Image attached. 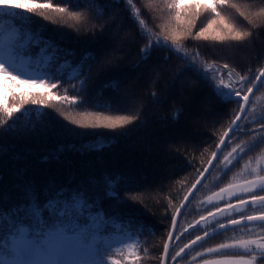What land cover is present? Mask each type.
Here are the masks:
<instances>
[{"label": "trees", "instance_id": "trees-1", "mask_svg": "<svg viewBox=\"0 0 264 264\" xmlns=\"http://www.w3.org/2000/svg\"><path fill=\"white\" fill-rule=\"evenodd\" d=\"M45 3L46 0H39ZM53 5L67 7L69 11L81 13L80 19H71L67 15L53 10H44V15L31 14L30 29H22L41 41L51 40L61 50V60L66 58L72 68L62 70L64 79L57 89L50 91L57 96H78L82 99L79 106L67 102L51 101L44 108L51 118L48 129L36 130L29 135L6 133L0 135V210L8 211L21 203H32L28 195L14 186L31 182L38 207L54 197L57 189L64 187L62 197L73 203V191L79 192L81 186L86 189L85 199L95 200L97 195L105 196L102 174L111 177L119 175V187L116 189L126 203H117L115 198H103L100 206L105 212L103 220H92L85 210L83 216L74 217L84 244L93 242L97 249L105 250L107 264H160L163 245L177 206L187 190L207 163L219 142L220 135L229 126L239 110L236 101L218 99L207 83L191 73L176 77L174 73L187 63L173 48L155 47L151 56L144 60L139 49L164 37L173 30L186 31L187 23L181 26L175 20V13L166 7L165 0H133V6L139 10L137 20L145 21L144 30L131 19L134 15L127 0H50ZM251 19L252 23L239 17L231 8L219 10L237 30H247L250 35L242 41H213L211 39H182L183 49L190 52L188 60L197 53L198 68L210 66L208 76L217 75L224 64L236 78L245 76L254 80L264 65V0H236ZM98 6H103L104 19H99ZM211 18L203 13L193 28V35ZM112 21L111 25L108 24ZM55 21V22H53ZM5 24L11 23L5 21ZM255 25V27H254ZM105 27L101 34L99 29ZM21 28V25H16ZM4 28L0 25V35ZM142 32V35L136 33ZM43 43L32 45L29 51L31 67L41 53ZM63 50L74 53L67 56ZM85 54L88 60L81 68L78 62ZM61 60L56 61L57 64ZM29 63V62H28ZM71 74V75H69ZM71 76H75L72 79ZM115 81L118 90L107 87L106 83ZM15 89L10 92L4 103L12 107L19 102L21 92H43L46 86L29 87L7 80ZM55 79L49 83H56ZM83 82V88H81ZM263 83L257 93L263 89ZM75 86V87H74ZM247 90V83L242 84ZM15 94V100L12 99ZM255 94V95H256ZM49 99L46 94L44 97ZM40 106L25 105L31 110L33 121ZM103 113L110 117L133 116L129 124L117 129L82 128L72 124L71 116L81 118V113ZM63 113L64 115H61ZM4 114L0 112V116ZM19 113L14 116H19ZM71 129V131H69ZM243 136V135H242ZM248 136V135H245ZM111 139L113 143L102 151H80L69 148L75 145H91L98 140ZM64 145L59 160L42 158ZM264 149V143L258 140L245 157H251ZM20 158H15V154ZM22 173L18 179L16 172ZM95 177L101 183L89 184L88 178ZM54 182L55 187H49ZM97 209H92L95 213ZM25 214L22 213L21 216ZM44 218L49 219L45 209ZM16 228L28 227L30 238L34 235L33 221L14 217ZM115 232H129L132 247L121 246L118 249L107 247L102 237ZM15 228L7 220L0 226V250L9 257V246ZM18 235V233H16ZM131 253V254H130ZM98 259L94 255L95 260Z\"/></svg>", "mask_w": 264, "mask_h": 264}, {"label": "snow or ice", "instance_id": "snow-or-ice-1", "mask_svg": "<svg viewBox=\"0 0 264 264\" xmlns=\"http://www.w3.org/2000/svg\"><path fill=\"white\" fill-rule=\"evenodd\" d=\"M149 3L152 0H148ZM166 7L169 10L174 11L175 20L183 26L187 23L188 27L186 31L173 30L170 35H166L164 43H161L159 37L155 41L150 40L147 45L139 49L141 58L147 60L152 53L153 45L155 47H169L168 41H171V51L173 48L181 59L187 60V63L178 68L174 73V76L179 77L186 73L195 75L198 79L205 81L213 93L218 99L224 101H231L234 97L241 98L236 102L239 104L240 112L235 114L231 124L228 128H225L224 132L219 137V142L216 144V151H213L208 159L207 165L204 167V171L200 172L196 179V182L192 184L188 189V193L185 194L184 199L181 201V206L176 209V213L172 215V228L168 231V240L164 242V257L169 254L170 242L172 237L176 235L175 228L178 224V215L182 212V208L186 201L189 200L193 193V190L197 188V185L201 183V179L205 177V174L209 171V167L213 165L214 161L220 159V152L222 147L225 146L228 141L230 133L239 127V121L241 120V113L246 112V105L250 103V93H253L256 86L260 83H264V68H261L259 74L255 76L254 80H250L245 76H240L239 80L241 84L247 83V91L243 93L241 90H234L232 88V81L228 82L222 76L213 75L208 76L210 66L204 68H198L196 61L199 57V53L193 55L188 60L189 53L184 51L180 41L182 39H211L213 41H242L250 35L247 30H237L234 22H230L229 19L222 14L220 8H231L239 17H243L249 23H252L249 16L241 10V6L236 0H165ZM127 5L132 6L134 15L131 17L137 26L144 30L145 21L143 19L137 20L140 15L139 10L133 6V0H127ZM44 10H53L63 17L79 20L81 13L75 11H69L67 7H61L53 5L50 0H46L45 3H40L39 0H0V25L3 26L4 32L0 35V75H3L5 80L15 81L18 84L28 85L30 88L39 86H46L43 92H21L18 103H15L12 107H9L7 103L0 102V112L4 115L0 116V135L6 133H12L15 135H29L36 130L37 124L40 125L41 131L49 128L51 124V118L49 114L44 111V108L50 106L51 101L67 102L69 105L79 106L82 103V99L78 96L68 95H54L50 90L57 89L60 81L64 79L62 70L65 68H72L71 62L64 58H60V49L54 45L51 40L41 41L39 36L22 31V29H30L32 15L38 14L43 16L44 20H51L52 17L44 15ZM100 12L99 19H104L103 6H98ZM264 11V9H262ZM203 13H210L211 18L207 19L205 26L201 27L199 31H196L193 35V28L196 27L198 19ZM5 21L11 23L5 24ZM55 22V21H53ZM112 21L108 22L111 25ZM16 25H21V28H17ZM255 27V25H254ZM105 30L104 26L99 29L103 34ZM142 32L136 33V35H142ZM43 43V47L40 48V57L36 61V66L32 68V73L29 75L25 69L31 67L30 61L32 59L29 54L32 45ZM67 56H73L74 53L69 50H63ZM93 57L90 54H85L78 62V66L81 68L83 65ZM29 63L26 64L25 61ZM61 60L59 64L56 61ZM229 65L224 64L223 69H228ZM71 75V74H69ZM229 77L232 76L231 72H228ZM21 76H27V78L21 79ZM75 79V76H71ZM55 79L56 83H49V81ZM75 87V86H74ZM105 88L111 87L118 90V85L115 81L106 83ZM81 88H83V82H81ZM48 95L49 99L44 97ZM12 99L15 100V94ZM242 101V102H241ZM40 106L36 111L35 122L31 116V110L26 109L25 105ZM19 113V116L14 114ZM61 115H64L61 113ZM65 119H70L72 124H77L82 128H106L117 129L129 124L135 119L133 116H117L110 117L103 113H81V118L76 119L71 116H65ZM246 119V117H245ZM252 123L257 127L252 130L250 140L256 142L259 138L260 142L264 143V113H261L259 117H253ZM71 131V129H69ZM113 141L111 139H101L91 145H81L77 148L75 145H69L68 147L80 151L82 154L85 151H102L104 148L109 147ZM65 146L60 145L57 150L46 154L42 160L48 161L50 159L59 160V153L64 151ZM3 146H0V152H3ZM245 147L241 144L235 145L230 152L223 155L221 165L224 170H229V166L233 165L235 161L239 159V154H244ZM15 158H20L19 154H15ZM254 176L251 180H245L242 183L227 184L221 187L218 192L212 193L205 199V203L212 205L214 202L224 201L225 196L232 198L237 197L238 193L249 194L247 199H236L235 203H224L222 207H213L212 211L206 212V215L200 216L198 220L193 221L183 229V233H187L190 229H200L201 225H211L218 217H231L233 213H240L241 209L248 204L262 205L264 206V195L255 194L254 190L264 192V176L259 175L256 169H252ZM18 179H22V173H15ZM122 178L119 175L115 178L111 177L108 173L102 174L103 190L105 192L104 197L97 195L95 200L88 202L85 197L86 189L81 186L79 192L73 191L71 200L73 203H69L68 200L63 199L66 189L61 187L56 190L54 197L48 199L42 207H38L36 203V197L33 187L29 186L31 182H23L15 185L14 187L20 189L26 193L32 200V203L28 206L21 203L13 206L10 210H0V226L7 220L8 225L15 228V233L12 236V243L9 246V257L4 258L5 254L0 250V264H107L105 258V250L91 248L89 251L91 254L98 257V259L90 262L77 261L73 257L78 255L81 251L78 246L77 237L75 235L76 229L79 225L75 222L74 217L83 216L85 210L92 220H103L105 212L100 206V200L103 198H115L116 202L126 203L127 198L121 199L117 192L119 187V181ZM89 184L94 187L99 185L101 181L95 177L88 178ZM49 187H55L54 182H50ZM47 210L49 213V219H45L43 212ZM92 209H97L95 213ZM24 213V216L21 214ZM20 216L21 219H28L33 221V233L32 238L28 227L16 228V221L14 217ZM261 222L262 231H264V212H258L251 215H239L238 218H228L226 223H216L215 228H210V231L204 232L203 235H196L194 239L189 240L184 244L179 251H176L172 256V260L175 261L186 249L196 245L199 241L205 239L211 234L216 233L218 230L226 229L229 226H240L242 224L251 222ZM18 233V235L16 234ZM69 233H72L71 235ZM181 233V234H183ZM264 237H257L255 239L248 240H236L232 243H221L215 247L205 248L204 252H197V256L204 254L218 253L222 249H241L245 254L243 255H226L217 259L203 260V264H253V261L259 259L264 261V243L261 241ZM254 246V247H253ZM131 254V253H130ZM248 254H252L249 258ZM258 254V255H257ZM164 257L161 258V264H164Z\"/></svg>", "mask_w": 264, "mask_h": 264}, {"label": "flooded vegetation", "instance_id": "flooded-vegetation-1", "mask_svg": "<svg viewBox=\"0 0 264 264\" xmlns=\"http://www.w3.org/2000/svg\"><path fill=\"white\" fill-rule=\"evenodd\" d=\"M222 77L229 81H232V88L234 90H241L243 89L242 94L246 91L244 90L243 86L240 83H235L238 78L231 76L229 77L226 73H223ZM264 89V86H263ZM261 90L259 93H255L251 100L255 96L264 97V90ZM257 92V91H256ZM247 107V111L245 112L242 120L239 123V127L237 128L238 131L234 132L230 138H234L232 142L227 143L222 151L220 152V159H217L214 166L212 167L211 171L208 173L200 187L197 189L193 197L190 199L188 205L184 209L183 213L181 214L178 224L176 226L174 239H173V246L170 250L168 264L172 259V256L175 255L176 251H179L180 248L184 246V244L188 243L189 240L194 239L196 235H203L204 232L210 231V228H215L216 223H226L228 218H238L239 215H251L258 212H264V206L262 205H249L245 209L241 210L240 213H233L231 217H220L216 219L211 225H202L200 229H191L187 233L181 234L182 230L189 225L194 219L199 216L206 214L208 211H212L213 207H222L224 203H235L236 199H247L249 194L238 193L237 197L229 198L225 196L224 201L214 202L212 205L206 204L205 199L210 196L212 193L219 190L221 187H224L227 184H237L242 183L245 180H251L254 175H249L246 178L240 180H233V176L235 171L239 168L240 164L246 160L248 157L243 159L247 151L244 154H239V159L233 163V165L229 166V170L225 171L223 165H221V160L223 159V155L227 154L231 151V148H227L234 144L238 139H240L245 135H249L257 126L252 123L253 117H259L261 113H264V101L260 103L259 107H257V111L253 114H248L249 106ZM246 117V119H245ZM205 166V165H204ZM204 168V167H203ZM202 168V170H203ZM201 170V171H202ZM200 171V172H201ZM199 172V173H200ZM259 175L264 176V170L258 172ZM199 175V174H198ZM255 194L257 195H264V192L259 190H254ZM171 226V224H170ZM170 229V227H169ZM257 237H264V231L261 228V222H253V223H245L240 226H229L226 229L218 230L216 233L209 235L205 239L199 241L196 245L191 247L188 251H186L181 257L177 258L172 264H194L203 260L215 258V257H222L226 255H243L245 254L241 249H228V250H221L218 253H210L204 254L202 256H197V252H204L205 248L215 247L221 243H232L236 240H248V239H255ZM264 243V240L261 241ZM254 247V246H253ZM252 254H248L249 258H251ZM258 255V254H257ZM253 264H264V261L259 259L253 261Z\"/></svg>", "mask_w": 264, "mask_h": 264}, {"label": "rangeland", "instance_id": "rangeland-1", "mask_svg": "<svg viewBox=\"0 0 264 264\" xmlns=\"http://www.w3.org/2000/svg\"><path fill=\"white\" fill-rule=\"evenodd\" d=\"M188 53L190 55V52ZM181 54H183V52ZM25 62L26 64L28 63L27 60ZM32 68L33 67H26L25 71L29 75H31L33 74ZM223 73H226V72H223ZM223 73L221 74V76L223 75ZM20 78L24 79V78H27V76H21ZM235 83H240V80L238 79ZM14 89L15 88L11 86L10 84H8L7 80L4 79L3 75H0V102H5L7 95L10 92H12ZM263 101H264V97L255 96L250 103L248 114L250 115V114L255 113L257 111L256 108L259 107L260 103ZM251 135L252 133L249 134L248 136H242L234 144H232L231 146L227 148L232 149L233 147H235V145L241 144L243 147H245L246 151L247 150L249 151V148L259 140L258 138L256 142H252L250 140ZM252 169H256L257 173L260 172L261 170H264V149H262L260 152L244 160L240 164L239 168L235 171L233 180H240V179L246 178L249 175H254V173L252 172ZM69 234L71 235L72 233H69ZM75 235L77 237L78 246L80 247L81 251L78 255L74 256L73 259L77 261L90 262L91 259L94 258V255L91 254L89 250L91 248H96L95 244H93V242L89 244H84L83 241L81 240V237L78 231H76ZM132 239L133 237L129 232H115L111 235H106L102 237V242L105 246L111 247L114 249H118L121 246H128L129 248H131ZM4 258L7 259L8 257H4Z\"/></svg>", "mask_w": 264, "mask_h": 264}, {"label": "water", "instance_id": "water-1", "mask_svg": "<svg viewBox=\"0 0 264 264\" xmlns=\"http://www.w3.org/2000/svg\"><path fill=\"white\" fill-rule=\"evenodd\" d=\"M262 68H264V65H263V67ZM227 71V69H224V70H220L219 71V76H221V74L223 73V72H226ZM259 74V73H258ZM257 74V75H258ZM261 84V83H260ZM260 84H258L257 86H256V88H255V90H254V92L253 93H250L249 94V96H250V100H251V98H252V96L255 94V92L257 91V89H258V87L260 86ZM247 91V90H246ZM242 96H243V94H242ZM238 99H241V98H233L232 99V101H237ZM242 102V101H241ZM248 105H249V103L246 105V108L248 107ZM241 110H240V108H239V110H238V112H240ZM244 114H245V112H242L241 113V120H242V118H243V116H244ZM240 120V121H241ZM240 121H239V123H240ZM231 124V123H230ZM229 124V125H230ZM229 127V126H228ZM227 127V128H228ZM256 129V128H255ZM236 131H238V129L236 128V130L235 131H233L232 133H230V136L227 138L228 139V141H230V142H232L233 140H234V138H230L231 137V135L234 133V132H236ZM249 131H252V130H249ZM224 148V146L222 147V149ZM217 149H216V147H215V149H214V151H216ZM208 162V161H207ZM215 162H216V160L214 161V163H213V165L212 166H210L209 167V171L205 174V177L204 178H202L201 179V183L200 184H198L197 185V188L196 189H194L193 190V193H192V195L190 196V198H189V200L188 201H186L185 202V204H184V206H183V208H182V212L178 215V221H179V218H180V216H181V214L183 213V211H184V209L186 208V206L188 205V203H189V201H190V199L193 197V195L195 194V192L197 191V189L200 187V185L202 184V182L204 181V179L206 178V176L208 175V173L211 171V169H212V167L214 166V164H215ZM205 165H207V163L205 164ZM205 167V166H204ZM202 171H204V168H203V170ZM201 171V172H202ZM200 174V173H199ZM199 176V175H198ZM197 176V177H198ZM197 179V178H196ZM196 179H195V181L193 182V183H195L196 182ZM192 186V185H191ZM191 186H190V188H191ZM219 190H217L216 192H218ZM188 193V190H187V192H186V194ZM185 196V195H184ZM184 199V197L182 198V200ZM181 200V201H182ZM249 205H251V206H254V205H252V204H248V205H246L244 208H242L241 210H243V209H245L246 207H248ZM257 205H259V204H257ZM181 206V202L179 203V205L177 206V208L178 207H180ZM176 208V209H177ZM176 213V210H175V212H174V214ZM204 215H206V214H204ZM203 216V215H202ZM200 217V216H199ZM199 217H197L196 219H194L193 221H195V220H198L199 219ZM218 218H220V217H218ZM218 218H216V219H218ZM192 221V222H193ZM191 222V223H192ZM256 222H258V221H256ZM190 223V224H191ZM245 223H247V222H245ZM251 223H253V222H251ZM202 226V225H201ZM172 228V221H171V226H170V229ZM175 230H176V228H175ZM174 230V231H175ZM191 230V229H190ZM181 233H183V230H182V232ZM173 239H174V236L172 237V240H171V242H170V248H169V254H170V250H171V248H172V246H173ZM166 240H168V235H167V237H166ZM165 240V241H166ZM194 246V245H193ZM192 246V247H193ZM190 249V248H189ZM189 249H186L185 250V252L186 251H188ZM169 254L166 256V257H164V248H163V251H162V256H161V258L162 257H164V264H168V259H169ZM184 254V253H183ZM182 254V255H183ZM181 255V256H182ZM180 256V257H181ZM179 258V257H178ZM217 258H220V257H215V258H211V259H217ZM207 260H209V259H207ZM174 261L171 259V261H170V264H172ZM160 264H161V260H160ZM194 264H203V261H200V262H197V263H194Z\"/></svg>", "mask_w": 264, "mask_h": 264}]
</instances>
